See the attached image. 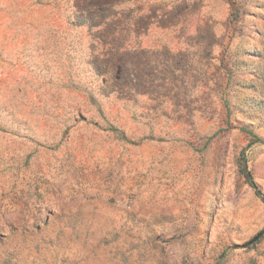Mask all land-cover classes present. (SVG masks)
I'll list each match as a JSON object with an SVG mask.
<instances>
[{"label": "rangeland", "instance_id": "obj_1", "mask_svg": "<svg viewBox=\"0 0 264 264\" xmlns=\"http://www.w3.org/2000/svg\"><path fill=\"white\" fill-rule=\"evenodd\" d=\"M257 192L264 0H0V264H264Z\"/></svg>", "mask_w": 264, "mask_h": 264}, {"label": "trees", "instance_id": "obj_2", "mask_svg": "<svg viewBox=\"0 0 264 264\" xmlns=\"http://www.w3.org/2000/svg\"><path fill=\"white\" fill-rule=\"evenodd\" d=\"M249 133V132H248ZM243 156H241V158L239 159L238 161V167L239 169L241 170V172L244 174L246 180H247V183L249 185H251L254 189H256V184L253 182L249 172L246 171V168H245V161H244V158H242Z\"/></svg>", "mask_w": 264, "mask_h": 264}, {"label": "water", "instance_id": "obj_3", "mask_svg": "<svg viewBox=\"0 0 264 264\" xmlns=\"http://www.w3.org/2000/svg\"><path fill=\"white\" fill-rule=\"evenodd\" d=\"M257 194L262 198V200H264V197L260 194V192H257ZM262 231L261 232H259L254 238H252L250 241H249V243H252V242H254L255 240H257L261 235H262Z\"/></svg>", "mask_w": 264, "mask_h": 264}]
</instances>
